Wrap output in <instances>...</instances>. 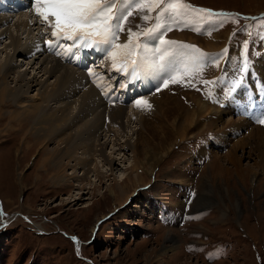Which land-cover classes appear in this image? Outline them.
I'll return each instance as SVG.
<instances>
[{"label":"rangeland","instance_id":"1","mask_svg":"<svg viewBox=\"0 0 264 264\" xmlns=\"http://www.w3.org/2000/svg\"><path fill=\"white\" fill-rule=\"evenodd\" d=\"M186 2L219 11L264 13V0H186ZM29 12H35V10L30 8ZM29 12H25L23 16V18L26 16L25 20L28 24L19 25V29H15L13 26L14 33L17 30L20 32L22 29L25 31L24 42L26 39L29 41L35 39L42 44L43 38L38 40L41 35L40 19L32 20ZM138 17L139 15L130 18L131 27H134V23L141 20ZM234 21L235 24L231 25L229 22L228 25L215 27L214 30L211 25H208L206 26L207 30L203 32L193 31L191 27L183 30L174 29L169 32V37L173 35L175 39L190 40L201 49L204 47L206 49L203 50L210 52L213 51V48L201 46V42L206 44L204 40L207 39L204 37L209 35L208 41H214L215 34L221 36L228 32V37L221 36L220 40L214 42L219 44L218 48L221 50L229 49L226 54L229 56L232 65L228 64L230 68L227 67V71L232 81L238 75L236 69L241 63L240 54L244 50L242 47L244 42L248 41V52L260 53L262 37L258 35V29L264 33V21L256 20L247 23L243 16L234 19ZM238 23L247 27L252 26L257 36L252 35L250 31L239 34L238 30L243 26H237ZM194 26L205 27L201 24ZM42 29H46L45 25H42ZM176 30L182 32L184 36L188 33L198 37L200 41L191 40L188 35L183 37L181 34V37H178L175 35L177 34ZM50 32L51 30H48L49 34ZM125 34L127 31L122 33L121 38H127L128 34L127 37ZM251 36L259 40L252 41ZM44 38L49 39L51 37L45 34ZM2 39L5 41L7 37ZM35 40L33 42L28 41L26 48H30L36 42ZM2 45L0 44V47ZM42 46L45 47V43ZM52 54L54 55L53 60L55 59L56 62L64 66L74 67V70L83 76L81 66L75 64L78 63L77 60H72V65L64 61L65 55H57L58 58H56L55 54ZM252 57L249 55L252 66L255 68L251 71L254 72L255 76L252 77L250 71L246 83H251L252 88L264 89V80H261V78L264 79V54L263 56L258 54L257 57H253L254 59ZM16 58L18 59H16L18 70L27 68L29 75L34 74L35 66L31 67L32 64H26V61L22 59L19 60V53ZM104 63L111 65L107 60ZM216 71V68L212 70L213 74ZM255 71L258 73L260 71L262 76L256 74ZM114 74L112 73V76ZM200 74V76L192 77V83L189 86H185L188 81H185L180 88H175L176 85L170 84V87L172 85L174 87L170 89L172 97L169 95L171 97L169 100L176 96V101L180 102L181 108L183 103L187 110L188 105L192 102V96H202L207 106L217 105L224 112L221 115L223 118L218 120L221 124L216 125L218 114L204 116L189 129L190 131L187 130L188 132L177 144L173 141L175 137L177 138L176 132L170 128L167 130L162 128L168 125L169 117L172 115L160 105L161 98L158 97V94L161 90L153 92L149 97H143L151 105L150 108L147 106L137 107L135 103H129L128 109L132 107L133 111L128 116L126 115L127 117L123 110L122 113L118 114V116L121 114L127 122L119 127L118 124H123V122L115 121L114 118L112 120L111 115L108 114L109 108L106 107L107 105L119 104L115 102L113 97L108 104L107 97H100L96 94L99 102L95 104L97 108L95 111L90 108V105L81 101L80 95L83 91L77 89L75 94L71 92L67 96L63 93L62 87L59 91L58 102L54 100L55 104H52V107L60 106L62 101L66 99L70 102L72 108L68 110V113L70 112L72 115V120L61 132L62 135L65 132V134L72 133L73 142L70 143L73 144L74 163L76 160L84 162L85 166L76 169L75 173L80 177V174L86 168L88 169V173L81 180V184L78 182L79 180H71V185L68 184L67 187L57 185L52 179L56 175L55 172L46 173V169L41 166V161L46 153L44 150L59 148L60 145H63L61 139L66 135L46 142L44 148L37 143V140L30 138L32 148L28 152H26V148L23 152L22 138L27 133L20 124L18 125L14 121L9 123L11 118L9 113L14 110L12 109L14 105L11 104L13 101L8 100L3 107L4 115L0 118V264H158L159 256L163 257L164 251L169 252L166 253L168 255L171 253L175 255L172 251L175 245H178V252H180L178 254L180 260L177 259L178 262L175 264H264V160L258 156L257 150H255L254 137L251 133L249 134V128L254 131L255 127L264 133V125L255 122L252 116L248 120L245 119V124L242 123L240 127L232 125L231 128V126L223 125V120L225 121L228 116H233V118L241 116V114L236 115L234 113L231 115L235 109H239V97L235 98L239 96L237 95L239 91L236 96L233 94L227 100L226 105L224 102L222 104L213 103L214 96L211 95V92L214 89L209 88L207 92L203 91L205 88L200 82L199 78L202 73ZM83 77L85 78V75ZM12 78L13 74L8 82L13 87L16 85V81ZM252 78L259 80V82L252 81ZM40 80H45V76L41 77ZM52 80L50 79V81ZM84 80L87 81L86 78ZM46 82L48 83L47 80ZM98 83L100 86L97 87V90L102 92L105 86L100 80ZM87 84L88 82H86L85 89L89 85ZM191 84L196 86L192 87ZM247 84L244 85L243 90L252 92ZM134 86L137 85L134 84ZM230 86L231 82L224 87L217 88V90L221 91L223 87V91H226ZM105 89L108 91L106 87ZM35 93L36 91H33L29 95ZM210 95L213 99H207ZM172 104H175L174 101ZM87 107L91 111H88ZM79 108H83L84 113L80 110L81 113L78 112ZM243 111L245 112L244 109ZM178 112L176 111V114ZM91 113L92 116L94 114L93 118ZM245 117L246 115H243V118ZM87 120L90 122H86ZM73 121L75 127L72 124ZM94 121L99 126L94 124ZM248 122L254 126H250ZM6 124L13 125V128H6ZM148 124L154 125L150 131ZM72 125L74 129L71 127ZM68 127L72 129L69 130ZM89 128H93V131L91 129L89 132ZM161 131L170 133L168 136L173 138L168 141H159L156 144L151 143L155 151L159 152L163 144L167 146L173 142L175 146L168 153V156L156 166L151 176L153 182H149L148 186L138 187V189L140 188L137 189L138 192L140 191L139 196L135 194V196L130 197L127 204L118 206L119 201L115 200V195L109 191L113 187H119V182L116 181L115 177L119 179L121 175L125 176L130 173V164L133 159L139 161L142 157L140 151L149 146V144H144L151 141L148 135L152 136L155 133L157 140H167L168 138L162 136ZM138 137L140 138L138 139ZM240 138L244 142L250 141L240 147L238 142H235ZM137 140H139L138 147L136 144L133 146ZM99 142H106V153L110 156L108 162L100 154ZM236 143L238 146L234 149ZM135 149L139 154L136 151L134 156L133 151ZM232 150H235L234 153L239 158L238 162L230 161L227 158V154ZM115 157L118 159H114ZM54 159V157H48L46 167L52 166ZM111 163L114 168L113 173H107V168L111 166ZM40 167L42 168L40 169ZM98 170L103 171L104 174L97 173ZM254 171L257 174L253 173ZM69 172H72V169L67 167L65 169L66 175ZM148 177L146 176L145 179L148 180ZM131 178L134 179L133 174H131ZM188 183L195 188V193L189 194L186 189ZM128 184H131V180H127L121 186ZM131 190L132 188L129 191ZM186 201L189 203L188 207L185 206ZM177 206L184 213L188 212L189 214L203 211L202 219L200 220L201 217L192 218V214L185 220L181 219L180 222H174L175 224L164 225L160 223L154 211L159 207H167L169 211H175ZM35 227L40 228L41 231ZM73 237L76 239L74 240ZM215 247H219L221 251L218 257L208 253L210 249ZM166 260L168 264H174L173 258L166 256Z\"/></svg>","mask_w":264,"mask_h":264},{"label":"bare ground","instance_id":"2","mask_svg":"<svg viewBox=\"0 0 264 264\" xmlns=\"http://www.w3.org/2000/svg\"><path fill=\"white\" fill-rule=\"evenodd\" d=\"M20 1L25 3L24 1H26V0H20ZM3 4L5 5L6 8H8L9 10H12V11L11 12H1L2 10H4ZM25 5H26L25 9L22 10L21 8H18L17 6H14V5L8 6L2 0H0V14H1L0 15V44H3L0 47V72H2V74H0V118L2 115H4L2 111H3V107L6 104V102L8 100L13 101L11 104L14 105L12 107V109H14V110L10 111V113H9L11 115L9 123L14 121L18 125L20 124L22 126V128H25L27 135L25 133L26 136H23V138H22V142L24 145L23 146V149H24L23 152L25 151L26 148H27L26 152H28L32 148L31 147L32 145L30 144V140H29L30 138H32L33 140H37V143L40 144V146H42V148H44V144L46 142L55 140V138L60 137L63 134L61 132L63 130V128L72 120V118H71L72 115L70 114V112L68 113V110L71 109L72 106L70 105V102L67 99L66 100L69 103H67L66 100L65 101L63 100L62 104L60 106L52 107V104H55V102H58L59 91L62 89V87H63V89H62L63 93L67 94V96L70 95L71 92L72 93L74 92V94H75V92H77L79 89L81 91H83L82 94L80 95L82 97L81 98L82 100L81 99L80 100L85 102L86 105H90L91 106L90 108L94 109L95 111L97 110V108L95 107V104H96V102L97 103L99 102L98 101L99 98H97V96L98 95L100 97H104V96L107 97V96L102 95L100 93V91L97 90V86L90 80V78H87L85 72L88 71L87 69L89 67H87L85 69L80 68L81 72L83 73V76L85 75V78L87 80V81H85L84 80L85 78L82 76V74H79L78 72H76V70H74V67L72 68L71 66H64L61 63L56 62L55 59L53 60L52 57L54 55L52 53H54V51H52L48 48V46L46 44L47 40L45 38L42 40V44L45 43V47L44 46L41 47L42 44L39 43V41L35 40L36 42H34L30 46V48H26L27 42L29 40L26 39L24 42L23 36H24L25 31L24 30L22 31V29H20V32H19V30H17L16 33H14V29H13V26H15V29H17L18 26L21 24H25V23L28 24V22L25 20L26 16L24 18H23V16L25 15V12L26 13L29 12L30 8L32 9L33 7L31 5H29L28 2H27V4L25 3ZM29 6H30V8H29ZM14 17H17V18H14ZM29 19H31V18H29ZM36 23H37V21L35 22V24ZM176 33L177 34H175V35H177L178 37L179 36L181 37V34L183 37L188 35L189 39L200 41V38L194 37L193 35H190L188 33H186L185 36L183 35L182 32L180 33V32L176 31ZM125 36L127 37V34H125ZM221 36L228 37V32L224 33ZM221 36L219 34H215V38L213 40L214 41L220 40ZM4 37H7V39L5 41H3V39H2ZM204 38L207 39V40H204V42L206 44L201 42V46H205V47L211 48V49L212 48L217 49L219 47L218 46L219 44H217L216 42L208 41L210 39L209 35L204 37ZM122 39H124V37H122ZM49 40H51V39H49ZM31 41H29V42H31ZM2 42H4V43H2ZM18 53L20 54L19 60L22 59L23 61H26L25 62L26 64L27 63L32 64L31 67L35 66L34 70L36 68V71L34 72L33 75H29L27 73V68L24 70H18L17 69L18 65L16 63V59H17L16 55H18ZM55 57L58 58L56 54H55ZM75 64L80 65L79 62L75 63ZM251 72H252L251 73L252 77H254L255 76L254 72L253 71H251ZM12 74H13L12 79L16 81V85L13 86L14 88L12 86H10V82H8L10 79V76ZM44 76H45V80H43V81L40 80V78L44 77ZM263 76H264V73H263ZM52 78H54V79L52 80ZM50 79L52 81H50ZM186 79H187L186 81H188V78H186ZM46 80L48 81V83L46 82ZM251 80L253 81L256 79L252 78ZM225 81H228V80L225 79ZM86 82H88L89 85L88 84L87 85L89 87L87 86V88L85 89ZM256 82L258 83L259 80H256ZM246 84L247 83H245V85ZM173 85L177 86L175 88H180V86L182 87L183 83H179L178 85L177 84H173ZM173 85L171 87L168 86L167 88H164L163 90L161 89V92H159L158 97L161 98L160 105L165 107L166 111H169V113H171V115H172L169 117L170 121H169L168 125L163 126L162 128H166V130L170 128L171 130L173 129L176 132L177 138L175 137L173 139L175 144H177L178 142H180L182 140V138L185 136V133L188 132L187 130L191 129L192 126H194V124H196L197 121L201 120V118H203L204 116L206 117V115H208V114H218L217 118H216V121H217L216 125L221 124L220 122H218V120L221 119V117L223 118V116H221V115H223L224 112L221 111L220 108L217 107V105L212 104L213 106L212 105L207 106V104L205 103L206 101H203L204 99L202 98V96L201 97L198 95L192 96V102L190 105H188L189 108L187 110H186L185 106L183 105V103H182V108H181L180 102L178 100L176 101V96L169 100V98L172 97L170 95V89H172V87H174ZM15 86H17V87H15ZM247 86H248V88H252L251 83L247 84ZM208 87H209V85H208ZM213 89H215V88H213ZM243 89H244V87L239 89V93H237V95H240L242 93ZM33 91H36V93L34 95H29V93H32ZM103 91L106 93H110V91L109 90L107 91L105 89V87H104ZM205 92H207V90ZM218 92H220V91H218ZM96 94H98V95L96 96ZM128 95H131V94L128 93ZM169 95L171 97H169ZM242 95H244V96H242ZM242 95L240 96V99H244L245 97H253V92L244 91L242 93ZM149 96H151V95H148V97ZM63 98H65V97H63ZM235 98H238V97H235ZM211 99H213V97ZM54 100H56V101L54 102ZM59 100H61V99H59ZM172 101H174L175 104H172ZM212 101H213V103H215L214 99ZM129 103L134 104V101L129 100L128 102H124L122 104H117V105L115 104L113 106H108V105L106 106L107 108H109L108 114L111 115L110 117L112 118V120L114 118L115 121L123 122V124L122 123L118 124L119 127L125 125L127 122L123 119L124 117H122L121 114L119 116H118V114L122 113V110H123V112H125V116L126 115L128 116L133 111L132 107H131V109H128L127 105ZM9 105H10V103H9ZM80 108L78 109V112H80V111L83 112L82 111L83 108L82 109H80ZM90 108L87 107L88 111H91ZM207 108H209V109H207ZM182 110H184V111H182ZM176 111H179V112L176 114ZM92 113H93V111H92ZM92 113H91V116H92ZM233 113L234 112H232L231 115ZM88 114H90V113H88ZM88 114H86V115H88ZM131 115H134V114H131ZM93 116H94V114H93ZM93 116H92V118H93ZM77 119H75V121H77ZM97 119H98V117H97ZM89 120H87L86 122H90ZM245 121H246L245 118H243L242 116H240L238 118L237 117L233 118V116L232 117L228 116V118L225 121L223 120V125L231 126V128H232V125H236V126L240 127V126H242V123L245 124ZM124 122H125V124H124ZM75 123H77V122H75ZM93 123L95 124L96 122L94 121ZM72 124L74 125V121L72 122ZM112 124H113V121H112ZM248 124H249V122H248ZM73 125L71 126L72 128H73ZM90 125H92V124H90ZM148 125H149V127H148ZM148 125H147V127L149 128V131H150V129L154 128L153 124H148ZM12 126L13 125L6 124V128H8V127L11 128ZM26 126L27 127L29 126V127L27 128ZM68 126H70V125H68ZM250 126H254V125H250ZM74 127H75V125H74ZM82 127H83V125H82ZM90 127H92V126H90ZM110 127H112V126H110ZM72 128H69V130ZM93 128H95V127L93 126ZM93 128H91L92 131H93ZM107 128H105V129H107ZM19 129H20V127H19ZM91 129L89 128V130L88 129H86V130H88L90 132ZM96 129H98V128H96ZM110 130H111V128H110ZM110 130L108 129L109 132H110ZM161 132L163 134L162 136H164V137L166 136L168 138L167 140H157V134L155 135V133L152 134V136L148 135V137L151 138V141L150 142L147 141L144 144H149L150 147L148 146L147 148H143L142 151H140L142 157L139 159V161H137L135 158L133 159V161L130 164V168H131L130 173L126 174L125 176L121 175V177L119 179H117V177H115L116 181L119 182V187L118 188L113 187L109 191L111 194L115 195V198H116L115 200L119 201L118 206H124V204H127L130 197L135 196V194H137V196H139L140 191L138 192V190L140 188L138 189V187L148 186L149 182H153L151 179V176L154 173L156 166L160 163V161L164 160L165 157L168 156V153H170L171 150L173 149V147L175 146L173 142L167 146H164V144H163L161 149L158 148L160 151L156 152L155 149L152 147L151 143L156 144L159 141H168L169 139L173 138V137L168 136V134H170V133H168L166 131H161ZM65 133H64V135H66V136L61 139L63 145H60L59 148L55 147V149H53V150L45 149L44 151L46 153L44 154L45 155L44 159L41 161V166H43L46 169V170L44 169L46 173H49L50 171L55 172L56 175L52 179L54 180V182L57 185L60 184V186H62V187L63 186L67 187L68 184H70L71 180H77V181L79 180L78 182H80V184H81V182H82L81 180L85 177L86 173H88L87 168H86V170H84V172L82 174H80L81 175L80 177H78V175L75 173L76 169L81 168L85 165H84V162L81 160H76V162L74 163L75 157H74V155H72L73 144L70 143V142H73L72 133L71 132H68L67 134H65ZM250 133L254 137L253 140L256 142V149L255 150H257L258 156L261 157L262 160H264V133H263V131L261 129L255 127L254 131L252 130V128H249V134ZM249 134H247V135H249ZM6 135H7V133H6ZM64 135H62V136H64ZM144 137H146V136H144ZM148 137H146V138H148ZM139 138L140 137H138V139ZM241 139L242 138L237 139L235 141V142H238V145L240 147H241V145L243 147L244 145H246L250 141L249 140L248 142L247 141L244 142ZM5 141H6V139H5ZM98 141H100V140H98ZM138 141L139 140H137L133 146H135V144H136V147H138ZM238 145L236 143V145L233 148L235 149V147ZM106 146H107L106 142L105 143L104 142L98 143V149L100 151V154L103 157H105V159H107V162H108V160L110 159V156L107 155V153H106ZM136 151H137L136 149L133 151L134 156L136 154ZM234 151L232 150V152L228 153L227 158L230 161L235 160V162H238L239 158H238V156L235 155ZM47 153H49V154H47ZM137 154H139L138 151H137ZM48 157H50V158L54 157L55 158L54 164L52 165L53 167H55V169H53V167L51 165L49 168L46 167V162H47ZM114 159H118V158L115 157ZM67 167H70L72 169V172H69L66 175L65 169ZM256 167L258 168V166H256ZM41 168L42 167H40V169ZM107 169H108L106 171L107 173H113L114 168L112 167V163H111V166H109ZM97 173L104 174V172L101 170H98ZM253 173L257 174L256 171H254ZM131 174H133V176H134L133 180L131 178ZM146 176H149L148 180L145 179ZM127 180H131V184H128L126 186H121L123 183H126ZM80 184L78 183V186H80ZM130 188H132L131 191H129ZM117 192H118V194H117ZM186 204H187V201H186ZM137 206H138V204H137ZM201 219H202V217L200 218V220ZM35 229H38V231H41L40 228L35 227ZM169 246H171V245H169ZM176 246H177V248H176ZM178 248H179L178 245H175V247L172 249V251H174L175 255H172V253L170 255H168L166 253H169V252L164 251L163 257L159 256L157 263L158 264H168V262L166 260V256H169V258H173L174 264L177 263L178 262L177 259L180 260L179 255H178L180 252H178ZM147 256H149V255H147Z\"/></svg>","mask_w":264,"mask_h":264},{"label":"snow or ice","instance_id":"3","mask_svg":"<svg viewBox=\"0 0 264 264\" xmlns=\"http://www.w3.org/2000/svg\"><path fill=\"white\" fill-rule=\"evenodd\" d=\"M31 6L40 22L51 29L52 39L46 44L56 55L76 58L78 52H99L111 60L112 70L124 73L130 80L149 78L157 81L154 86L157 92L170 84L184 83L186 78L189 79L185 86H189L192 75L203 72L209 64L215 63L219 67L220 59L229 51L225 48L219 53H208L197 45L168 39L167 33L189 27L203 32L208 25L214 30L223 27L228 20L240 18L239 13L199 7L186 0H32ZM137 15L142 21L151 22L150 26L137 24L134 31L130 18ZM244 19L264 21V14ZM195 24L205 27H195ZM125 31L128 39L120 43V33ZM242 47L241 63L236 69L238 75L226 91L221 89L229 97L244 87L252 68L248 41ZM87 70L89 75H96L90 67ZM201 83L220 87L219 78ZM134 103L137 107H151L142 97L135 98ZM253 107L250 102L246 112ZM252 118L264 125V105L259 113H252Z\"/></svg>","mask_w":264,"mask_h":264},{"label":"crops","instance_id":"4","mask_svg":"<svg viewBox=\"0 0 264 264\" xmlns=\"http://www.w3.org/2000/svg\"><path fill=\"white\" fill-rule=\"evenodd\" d=\"M219 65H221V63H219ZM217 69V68H216ZM210 75H212V74H210ZM208 86V85H207ZM209 88H212V85L210 86V87H208V88H205V89H203V91H206L207 89H209ZM222 89V88H221ZM208 91V90H207ZM217 91H220V90H217ZM194 204V203H193Z\"/></svg>","mask_w":264,"mask_h":264},{"label":"water","instance_id":"5","mask_svg":"<svg viewBox=\"0 0 264 264\" xmlns=\"http://www.w3.org/2000/svg\"><path fill=\"white\" fill-rule=\"evenodd\" d=\"M105 218V217H104Z\"/></svg>","mask_w":264,"mask_h":264}]
</instances>
